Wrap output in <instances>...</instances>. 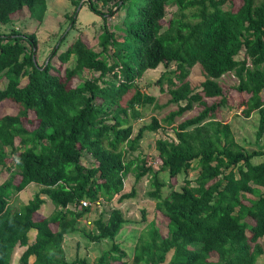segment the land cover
I'll return each mask as SVG.
<instances>
[{"label": "trees", "instance_id": "trees-1", "mask_svg": "<svg viewBox=\"0 0 264 264\" xmlns=\"http://www.w3.org/2000/svg\"><path fill=\"white\" fill-rule=\"evenodd\" d=\"M81 1L72 0L77 7ZM85 1L103 16L101 51L77 38L60 53L54 49L48 62L39 64L34 58L39 47L36 33L15 27L0 30V82L8 78L5 87L0 83V108L6 99L19 107L16 114L0 116V166L9 174L0 182V264H12L19 245L26 249L18 264H31L32 256L33 264H257L264 254V161L256 158L264 151L241 145L231 124L219 117L221 108L229 106L219 79L236 71L243 81L239 88L250 90L249 98L238 106H244L247 117L258 111L256 137L261 140L264 0H243L238 10L226 7L231 0ZM127 5L122 34L117 35L107 16L115 7ZM24 8L42 21L47 0H0V24L12 23L13 15ZM169 12L165 25L162 20ZM110 48L113 52L108 54ZM242 52L244 57L239 58ZM73 56L75 65L63 71ZM198 63L207 76L201 90L188 80ZM160 66L165 71L157 83L177 109L162 119L153 116L135 131L134 122L156 102L155 95L137 88V80ZM84 71L99 75L76 84ZM132 89L135 92L124 103ZM196 105L203 109L185 115ZM178 117L183 120L175 126ZM169 126L178 141L169 135L156 141L161 166L154 169L139 153L140 143L146 132ZM86 155L92 160L88 165L83 163ZM196 160V179L185 178L180 190L170 182L172 190L165 196L167 183L159 174L168 171L170 179L188 174ZM132 173L135 183L124 192L125 179ZM148 173L153 186L148 194L157 200L156 209L171 220L168 232L163 234L155 223L144 230L131 263L116 241L128 219L123 209L113 207L107 217L96 219L94 230L84 231L95 242L112 240V247L93 262L86 257L68 260L64 240L80 231L78 221L92 211L82 200L102 198L110 203L116 195L119 202L135 198L136 185ZM33 182L42 188L28 203L13 204L12 198ZM254 185L262 188L259 193ZM48 200L54 211L36 219ZM32 230L37 233L30 242Z\"/></svg>", "mask_w": 264, "mask_h": 264}, {"label": "rangeland", "instance_id": "rangeland-1", "mask_svg": "<svg viewBox=\"0 0 264 264\" xmlns=\"http://www.w3.org/2000/svg\"><path fill=\"white\" fill-rule=\"evenodd\" d=\"M137 0H132L135 3ZM139 1V0H138ZM142 0H140L141 2ZM48 9L45 12L42 21L31 15L28 8H24L20 12L13 15V22L8 25L0 24V30L10 31L12 28H17L21 31L28 33H36L38 37V53L37 62L43 64L48 62L49 56L54 49L62 52L68 48V46L73 43L77 38H83L89 45L93 47L96 51H101L102 47L100 45V40L102 33L104 32V20L103 16L94 12L89 8V4L84 0L81 1L80 5L77 7L72 0H47ZM243 4V0H231L226 7H233L238 10ZM101 10L107 11L103 8L102 3H100ZM128 5L126 8L118 7L114 8V12L109 14L107 23L108 26L115 31L117 35L122 34V20L126 16ZM76 12L75 19L76 23L72 26L71 19L72 15ZM171 13L167 15L162 22L166 25L167 20L170 18ZM64 35H67L64 39ZM60 47V48H58ZM113 49L110 48L108 54H111ZM244 57V52L239 54V58ZM112 61V58L110 57ZM55 65L58 64V57L53 58ZM75 65V56L72 57L68 64L62 66L64 71L66 66ZM165 71L164 66H160L156 70H147L142 77L137 80V88H139L144 93H149L156 96V102L146 106L144 109L145 117L141 118L138 122H134L135 131L139 129L144 123L151 122L153 116L162 119L171 110L177 109V105L170 103V94L167 91H162L160 85L157 83L158 78L161 76L162 72ZM99 75V72L84 71L82 76L75 79V83L79 84L85 79L92 78L93 76ZM206 73L201 64H196L191 68L188 80L191 82L192 86L196 90L202 89V82L206 79ZM27 78L23 79V83L26 82ZM219 82L223 85L225 89V95H227L229 100V106H223L219 112V117L226 122H229L234 131L237 141L243 145L248 150H261L264 151V136L261 140L257 141L256 133L259 123V113L255 111L250 117L243 114V105L238 106L239 103L248 99L251 92L246 89L241 90L240 84L243 82L241 77L236 71L229 72L223 75L219 79ZM1 86L5 87L8 83V78L4 77L1 80ZM135 92L134 89L126 95L124 98V103H126L129 98ZM264 97V91H263ZM220 99V98H219ZM218 99V100H219ZM216 100V101H218ZM6 101V102H4ZM0 108V116L3 114H16L19 111V107L13 103L9 102L11 100H4ZM145 108V107H143ZM142 108V109H143ZM203 108L196 105L194 109L189 110L185 113L187 116H194L198 114ZM183 120V117H178L175 126ZM173 127L169 126L166 129H159L158 131L146 132L144 139L140 143L139 153L148 158L150 163L154 162L152 165L154 169H159L161 166V159L156 150V141L159 138L167 137L169 133H174ZM10 151V150H9ZM264 161V155L256 158V161ZM91 156L86 155L83 159L84 164H89L91 162ZM199 173L198 160L194 161V167L188 171V174L182 173L176 178L170 179L168 171H162L160 179L167 183V186L163 189L164 195H169L172 188L169 183L172 182L175 185V189L180 190L185 184V178H190L192 180L196 179ZM9 174L3 166H0V182L5 181ZM151 173L145 175L140 182L136 185L138 195L135 198L125 200L123 202L117 201L118 195L115 196L114 200L110 203L102 202L100 206H95L92 211L88 212L83 218H81L77 227L80 229L79 232L67 235L64 240L65 256L68 260H73L77 257H86L91 262L95 261L96 258L102 253L103 250L110 249L113 245L112 240H103L101 242H95L90 240L84 235L85 232H90L95 229V221L100 216L107 217L108 211L113 207H120L126 214L128 222L123 225L122 230L116 237V241L120 243L123 249L127 252L125 259L131 261L133 260L134 250L138 237L141 233L149 229L153 223L156 227L161 230L163 234L168 232V224L171 222L169 218L164 216L160 211L156 209L157 200L152 198L148 193L153 190L151 185ZM135 183V173H132L125 179L124 192H129ZM255 186V185H254ZM256 193H259L262 188L255 186ZM42 188L41 185L33 182L28 185L23 191L12 198V203L17 207L24 203H28L30 199L33 198L35 193H37ZM260 188V189H259ZM259 191V192H258ZM249 197H254L253 195H248ZM257 196V194H255ZM248 202V201H246ZM55 209V205L48 200L40 209L39 212L35 214L36 219H41L46 215L51 214ZM249 221H252L249 218ZM54 229L57 226H52ZM36 236V230L30 232V242L34 241ZM264 244V237L262 238ZM195 248H200V245ZM26 248L23 246H17L13 255L12 264H18L19 258L22 252ZM172 253H169L168 260L170 259ZM214 256H216L214 254ZM33 258L31 259V263ZM115 264H121L115 263ZM257 264H264V254H262Z\"/></svg>", "mask_w": 264, "mask_h": 264}, {"label": "built area", "instance_id": "built-area-1", "mask_svg": "<svg viewBox=\"0 0 264 264\" xmlns=\"http://www.w3.org/2000/svg\"><path fill=\"white\" fill-rule=\"evenodd\" d=\"M173 131H174V129H173ZM174 133H175V131H174ZM169 137H171V138H173L175 141H178L177 140V136H176V134H173V133H169ZM154 162H151L150 161V163H149V161H148V165H150V164H153ZM102 202H104V200L102 199V198H100L99 200H97V201H94V202H91V201H88V200H82V205H84V206H86V207H91V208H93V207H95V206H100V204L102 203Z\"/></svg>", "mask_w": 264, "mask_h": 264}, {"label": "crops", "instance_id": "crops-1", "mask_svg": "<svg viewBox=\"0 0 264 264\" xmlns=\"http://www.w3.org/2000/svg\"><path fill=\"white\" fill-rule=\"evenodd\" d=\"M36 233H37V231H36ZM35 238H36V236H35ZM35 238H34V240H35ZM26 248V247H25ZM33 258V261H32V263L31 264H33L34 263V261H35V259H36V257L35 256H32L31 257V259ZM31 261V260H30Z\"/></svg>", "mask_w": 264, "mask_h": 264}, {"label": "water", "instance_id": "water-1", "mask_svg": "<svg viewBox=\"0 0 264 264\" xmlns=\"http://www.w3.org/2000/svg\"><path fill=\"white\" fill-rule=\"evenodd\" d=\"M83 1H84V0H83ZM81 5H82V4H81ZM81 5H80V7H81ZM34 58H35V60H37L35 55H34Z\"/></svg>", "mask_w": 264, "mask_h": 264}, {"label": "clouds", "instance_id": "clouds-1", "mask_svg": "<svg viewBox=\"0 0 264 264\" xmlns=\"http://www.w3.org/2000/svg\"><path fill=\"white\" fill-rule=\"evenodd\" d=\"M72 208H74V206H71Z\"/></svg>", "mask_w": 264, "mask_h": 264}]
</instances>
